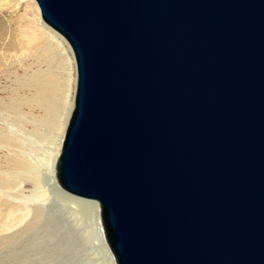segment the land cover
Listing matches in <instances>:
<instances>
[{"label":"water","instance_id":"95a60500","mask_svg":"<svg viewBox=\"0 0 264 264\" xmlns=\"http://www.w3.org/2000/svg\"><path fill=\"white\" fill-rule=\"evenodd\" d=\"M72 49L61 189L115 264H264V0H35Z\"/></svg>","mask_w":264,"mask_h":264},{"label":"bare ground","instance_id":"6f19581e","mask_svg":"<svg viewBox=\"0 0 264 264\" xmlns=\"http://www.w3.org/2000/svg\"><path fill=\"white\" fill-rule=\"evenodd\" d=\"M76 73L71 47L41 20L35 0H0V81L15 79L11 96L0 98V115L21 118L23 106L39 108L51 145L38 172L28 144L0 126V264H115L99 203L67 193L56 177Z\"/></svg>","mask_w":264,"mask_h":264},{"label":"rangeland","instance_id":"374dc122","mask_svg":"<svg viewBox=\"0 0 264 264\" xmlns=\"http://www.w3.org/2000/svg\"><path fill=\"white\" fill-rule=\"evenodd\" d=\"M58 72V71H57ZM50 75H53L54 71L51 70ZM77 74V73H76ZM15 79H3L0 81V91L3 89L0 95V98L7 99L11 96V91L13 89ZM6 82V83H5ZM8 92V93H7ZM23 114L21 118H16L15 114L9 113L6 115H0V126H6L4 130L13 136L16 139H19V142L27 146V154L29 155V160L35 167L38 172L45 171L47 163V152L51 148V145L48 144L46 139V133L48 132V126L41 124L39 121L44 116L42 111L39 108L29 109L26 106L22 108ZM11 114V115H10ZM15 115V116H14ZM31 115V116H29ZM36 117V118H34ZM34 118V119H33ZM20 119V120H19ZM21 121V124H20ZM35 121V122H34ZM39 121V123H37ZM37 123V124H36ZM7 129V130H6ZM46 131V132H45ZM46 134V135H45ZM30 147V148H29ZM43 161V162H42ZM42 162V163H41ZM41 167V168H40ZM30 188L27 189L29 193ZM74 238V237H73ZM74 255L73 253L70 254ZM71 256L70 259H71ZM66 259L63 258V262ZM68 260V259H67ZM74 262H76L74 260ZM75 264H81L76 262Z\"/></svg>","mask_w":264,"mask_h":264}]
</instances>
